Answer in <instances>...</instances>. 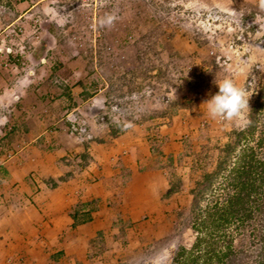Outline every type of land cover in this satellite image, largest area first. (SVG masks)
Segmentation results:
<instances>
[{"label":"rangeland","instance_id":"374dc122","mask_svg":"<svg viewBox=\"0 0 264 264\" xmlns=\"http://www.w3.org/2000/svg\"><path fill=\"white\" fill-rule=\"evenodd\" d=\"M243 3L0 0V197L5 188H15L7 184L2 164L13 162L32 138L47 153L60 138L58 164L74 163L77 175L76 164H83L80 155L88 148L124 135L119 142L129 148L137 142L136 161L159 176L131 196L128 173L115 176L114 168L135 157L129 159V151L99 153L107 178L116 177V194L109 195L116 233L108 235L112 245L103 261L172 264L178 249L194 242L195 202L203 209L222 200L227 170L246 143L254 146L235 144L233 135L247 128L250 111L239 120L220 121L203 105L218 92L216 80L233 78L246 88L250 110L264 86V13L246 10ZM60 85L69 89L70 100ZM258 120L264 121V107ZM227 144L234 147L229 154ZM147 147L148 159L140 152ZM208 173L211 182L201 194L198 184ZM36 178L41 187L50 180ZM169 183L177 189L167 197ZM235 248L241 264H256L259 247L249 230L237 237Z\"/></svg>","mask_w":264,"mask_h":264},{"label":"crops","instance_id":"0c3cea01","mask_svg":"<svg viewBox=\"0 0 264 264\" xmlns=\"http://www.w3.org/2000/svg\"><path fill=\"white\" fill-rule=\"evenodd\" d=\"M241 1L246 10L264 13L260 0ZM26 135L29 139L33 137L31 131ZM122 136L113 139L110 136L109 142L88 148L86 154L90 157L86 159L89 161L80 155L83 164H76L81 171L77 175L73 172L74 163L69 166L58 164L62 159L59 151L64 145L60 138L57 139V148L49 153L37 143L38 138H32L30 143L16 152L17 157L13 162L2 164L10 178L7 184L10 187L11 183V187L14 185L17 190L13 188L8 191L5 188L0 197V264H105L104 257L112 245L108 235L116 233L110 225L115 214L110 210L109 195L116 194L111 180L115 181L118 173H128L129 193L132 196L146 190L149 186L147 180L159 176V173L154 174L146 166H141V161H136L139 157L138 143L131 144L130 148L123 146L118 140ZM132 145L134 152L131 151ZM95 150L97 154L93 153ZM108 150L113 154H127L129 151V159L135 157V162L130 165L117 162L114 178H107L110 175L105 173L107 165L100 154ZM140 152L148 159V147ZM123 158L126 161L127 156ZM64 170L68 174H62ZM36 174L48 175L49 182H43L44 186L41 187ZM31 177H35V182ZM53 184L56 187L53 188ZM94 200L97 203L93 204L96 210L91 213V221L72 227L69 213L73 207L77 203Z\"/></svg>","mask_w":264,"mask_h":264},{"label":"trees","instance_id":"16d2710c","mask_svg":"<svg viewBox=\"0 0 264 264\" xmlns=\"http://www.w3.org/2000/svg\"><path fill=\"white\" fill-rule=\"evenodd\" d=\"M60 87L62 94L70 100L69 89L64 85ZM263 107L264 86L250 110L247 128L233 134L235 144L253 141L254 146L246 143L227 170L223 180V188L227 194L222 200L215 199L203 209L195 202L190 226L195 233L194 242L189 249L179 248L172 258V264H241L235 241L248 230L252 241L259 247L256 264H264V121L260 124L258 120ZM110 133L115 136L117 131L111 126ZM233 149L227 144L224 152L229 154ZM258 151L263 152L261 156ZM81 157L86 160L87 154ZM169 159L172 163V158ZM221 163H218V168ZM212 175L204 174L203 180L198 184L203 188L199 193L202 194L206 189ZM52 187H56V184ZM176 189V185L169 183L166 196L172 195ZM95 203L96 200L77 203L73 207L69 213L73 221L72 227L91 221V213L96 210V206H93Z\"/></svg>","mask_w":264,"mask_h":264},{"label":"clouds","instance_id":"9594fccd","mask_svg":"<svg viewBox=\"0 0 264 264\" xmlns=\"http://www.w3.org/2000/svg\"><path fill=\"white\" fill-rule=\"evenodd\" d=\"M264 8V0H260ZM218 92L211 96L203 105L206 106L208 116L213 120L233 121L241 119L249 112L250 95L246 88L236 83L233 78L217 81Z\"/></svg>","mask_w":264,"mask_h":264}]
</instances>
